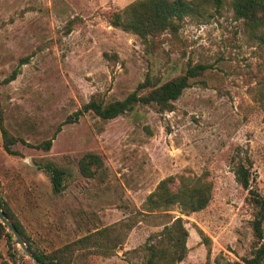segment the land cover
<instances>
[{"label": "rangeland", "instance_id": "374dc122", "mask_svg": "<svg viewBox=\"0 0 264 264\" xmlns=\"http://www.w3.org/2000/svg\"><path fill=\"white\" fill-rule=\"evenodd\" d=\"M131 1L0 0L1 116L6 130L23 140L8 154L0 138V197L41 252L134 221L112 255L91 254L85 264L141 263L144 244L176 216L187 230L186 254L177 264L238 260L250 251L253 208L234 179L236 164L248 169L264 200V41L224 7L220 15L185 18L177 33L143 42L108 22L110 12ZM187 64L205 70L190 79L171 110L137 104L112 119L88 111L62 123L92 97L122 99L139 83L159 85ZM14 68L15 78L3 83ZM53 133L47 151L33 147ZM87 152L103 162L92 177L77 169ZM45 163L64 172L58 193L41 168ZM166 177L174 184L210 182L209 201L186 215L175 206L167 216L146 215L141 204ZM15 246L13 259L0 238V264H29Z\"/></svg>", "mask_w": 264, "mask_h": 264}, {"label": "trees", "instance_id": "16d2710c", "mask_svg": "<svg viewBox=\"0 0 264 264\" xmlns=\"http://www.w3.org/2000/svg\"><path fill=\"white\" fill-rule=\"evenodd\" d=\"M226 7L235 21H239L245 30L253 33L259 40L264 41V0H132L121 11L110 12L107 16L111 26L135 34L141 41H153L162 33L175 34L185 18L197 20L221 13ZM210 9V10H209ZM26 58H21L19 64ZM205 66L202 64H187L183 72L159 85L146 88V82L139 83L136 88L122 99L103 101L92 97L83 103L80 108L66 116L62 123L73 122L84 112H92L103 120L112 119L134 105H152L158 111L171 110L172 102L182 91L190 85V79L202 74ZM17 69L11 70L8 76L2 79L3 83L13 80ZM140 91V92H139ZM260 100L264 103V91H260ZM0 108V138L1 147L8 154L16 152L10 145L21 138L12 136L4 127ZM58 126L57 129H59ZM55 133L33 147L42 151L50 148L51 140ZM103 162L98 154L87 152L77 160L78 172L84 177L94 176ZM47 174L51 189L58 193L63 188L62 169L49 163L41 166ZM235 181L247 191L246 200L253 208L250 228L252 241L247 256L224 264H261L264 259V200L251 184L250 174L242 164L233 168ZM210 182L199 178L180 181L174 184L172 177L160 180L155 188L149 192L141 209L146 215L152 211H162L165 216L172 207H177L182 214L196 212L205 207L210 199ZM0 209L9 222L23 239L27 250L41 264H85L88 255H112L116 248L123 242L128 230L132 227L133 220L119 221L85 235L70 242H66L47 252L36 251L32 248L30 238L26 234L22 223L18 220L8 204L0 197ZM144 214V213H143ZM3 237L7 248L12 250L9 256L17 257L15 242L7 232L6 227L0 223V238ZM203 241H207L204 236ZM187 230L180 216L163 223L161 230L154 236L153 241L144 244L146 258L138 264H177L186 254ZM29 262V259L23 262ZM5 263V262H4ZM2 262V264H4Z\"/></svg>", "mask_w": 264, "mask_h": 264}, {"label": "water", "instance_id": "95a60500", "mask_svg": "<svg viewBox=\"0 0 264 264\" xmlns=\"http://www.w3.org/2000/svg\"><path fill=\"white\" fill-rule=\"evenodd\" d=\"M0 223L6 227L7 232L10 234L16 245L21 249V251L25 254V256L32 262V264H41L38 263L35 258L31 255V253L27 250L23 239L20 234L16 231L11 222L7 220L4 216L2 210L0 209ZM18 262H21V256H18Z\"/></svg>", "mask_w": 264, "mask_h": 264}]
</instances>
